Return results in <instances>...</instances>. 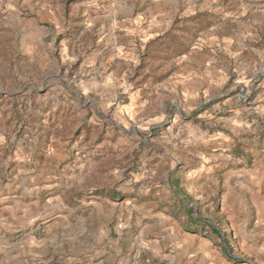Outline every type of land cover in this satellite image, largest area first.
Segmentation results:
<instances>
[{
    "label": "rangeland",
    "instance_id": "rangeland-1",
    "mask_svg": "<svg viewBox=\"0 0 264 264\" xmlns=\"http://www.w3.org/2000/svg\"><path fill=\"white\" fill-rule=\"evenodd\" d=\"M26 1L59 23L25 36ZM258 103L264 0H0V183L31 201L32 264L146 244L141 264H208L209 242L219 264H264L230 224L264 195L236 173L256 125L264 143Z\"/></svg>",
    "mask_w": 264,
    "mask_h": 264
},
{
    "label": "crops",
    "instance_id": "crops-1",
    "mask_svg": "<svg viewBox=\"0 0 264 264\" xmlns=\"http://www.w3.org/2000/svg\"><path fill=\"white\" fill-rule=\"evenodd\" d=\"M24 3V8H29L32 12L37 11L36 13L39 15L38 17L26 18L25 20L26 22L23 27H29L30 29L24 31V35L30 39L35 37L34 29L37 26H40V23L44 22L45 19L59 23V18L56 15V8L53 9L54 5L39 1L38 6L32 7L30 3H27V1ZM255 110L258 113L257 116L264 119V105L258 103L255 107ZM251 131V139L256 144L245 147L244 155H241V158L238 159L240 162H244V165H246L247 168L243 166L240 169H237L236 171L238 172L236 173H240L241 175L240 178L242 179L239 181V185L241 186L245 185L246 178H250V184L252 185L251 190L255 189V192L258 196L263 193L262 184L264 182V143H262L261 150H259L260 143L258 141L261 139V134L258 133L257 125L255 130L253 131L252 129ZM240 140L242 141V138L239 139V141ZM262 141H264V137L262 138ZM225 144V142H218L216 146H224L225 151H227L225 146L228 147V145ZM223 155L224 156H222V154L220 155V159L227 157L226 154ZM247 159L251 160L250 165H248L249 160ZM243 176L245 177L244 179ZM23 187L27 190L26 185ZM2 188L4 189L5 186L3 183H0V264H32L35 258L32 243H30L28 239L26 242H24L23 240H19L16 237V234H18L20 231L33 225L34 215L31 212L33 208L31 201L28 200L23 194L12 197L10 195H6L5 191H2ZM237 195L239 198L243 196L241 193ZM224 198H226V195ZM254 203V205H256V214L254 216H243L242 222L239 226L236 224L237 218H240L239 216L233 217L232 220H230L231 228H234V231L236 230V236L237 234L239 235L238 230H242L244 233L246 232V235L250 236L251 238L261 237L264 239V195H262L260 199L257 198V201ZM209 244L210 246L205 249L207 263L219 264V261H216V259L221 258L218 248L211 242H209ZM147 247H150L148 250H152L153 253L154 251H158V248L154 245L148 246L146 244L142 247H137L132 259L131 252L127 255L124 253L126 257H119L120 252L116 251V254L113 253V248L112 250H105L101 254L98 253L96 258H92V262L94 261L93 264H104L105 260H109L111 257L117 255L116 260L118 261V264H141ZM222 262L226 263L224 259ZM193 264H195V260H193Z\"/></svg>",
    "mask_w": 264,
    "mask_h": 264
}]
</instances>
